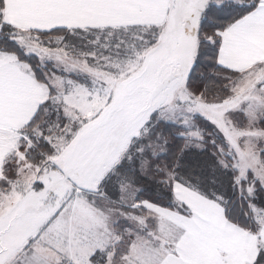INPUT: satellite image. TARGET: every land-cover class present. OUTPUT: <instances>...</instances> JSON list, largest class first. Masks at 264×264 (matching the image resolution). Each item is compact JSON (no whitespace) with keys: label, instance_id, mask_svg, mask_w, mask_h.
<instances>
[{"label":"snow or ice","instance_id":"1","mask_svg":"<svg viewBox=\"0 0 264 264\" xmlns=\"http://www.w3.org/2000/svg\"><path fill=\"white\" fill-rule=\"evenodd\" d=\"M0 264H264V0H0Z\"/></svg>","mask_w":264,"mask_h":264},{"label":"trees","instance_id":"2","mask_svg":"<svg viewBox=\"0 0 264 264\" xmlns=\"http://www.w3.org/2000/svg\"><path fill=\"white\" fill-rule=\"evenodd\" d=\"M152 194H155V192H153Z\"/></svg>","mask_w":264,"mask_h":264}]
</instances>
